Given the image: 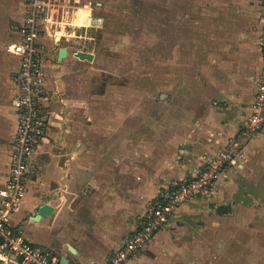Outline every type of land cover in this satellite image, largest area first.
Here are the masks:
<instances>
[{"label": "crops", "instance_id": "obj_1", "mask_svg": "<svg viewBox=\"0 0 264 264\" xmlns=\"http://www.w3.org/2000/svg\"><path fill=\"white\" fill-rule=\"evenodd\" d=\"M5 1L0 0V5ZM30 1L11 0V3L3 5L9 10L0 16V188L8 179L19 119L13 100L19 94L14 75L19 70L20 57L12 45L20 39V27ZM72 1L75 9L67 12L59 24L66 34L70 28L77 27L71 21L78 6L76 0ZM217 1L224 2L225 6L220 10L227 13L226 23L235 24L231 31L234 39L248 32L251 21L249 7L253 2L257 8L255 16L260 38L261 0ZM225 32L229 34L230 29ZM40 40L48 45L50 57L58 59L55 66L49 63L47 67L49 86H55L51 123L43 146L33 155L26 197L12 213L10 222L29 241L57 253L61 259H68L61 264L107 262L113 252L124 244L126 236L141 224L148 203L157 197L162 186L193 174L205 155L223 148L228 136L241 124L244 117L241 114L246 111L250 113L252 102L250 100L243 104L238 115L232 116L229 113L231 110H228L225 111L226 116L208 117L194 128L190 125L184 139L171 137L165 139L164 144L157 138L137 139L135 144H131L128 135L131 107L128 101L115 105L118 101L112 95L115 100L105 101L99 104V108L92 105L88 110L82 106L84 100L87 103L93 101L91 96L83 95L91 93L89 84L92 82H76L75 70L88 66L85 59L76 56V51L90 50L76 48L74 40L72 42L65 34L58 44L48 34ZM225 46L226 49L232 48ZM61 47L69 51L62 60L59 59ZM258 50L261 61L259 73L263 55L259 46ZM104 80L107 87L110 79ZM126 80L123 78L121 81L126 83ZM223 96L226 98V95ZM133 112L137 111L134 109ZM114 133L117 134L112 138L98 137ZM263 158L264 130H261L247 146L244 168L242 165H232L213 198H202L184 205L169 226L172 230L169 227L160 230L152 243L129 264H215V261H210L213 253L203 242L206 239L201 238L202 234L197 229V226H201L198 222L206 221V212L214 211L217 218L214 216L213 221H220L222 215H231L229 201H239L244 191L239 188L238 180L242 178L237 175L244 173L242 171L247 167L248 160L253 166L255 162H262ZM253 172H249L250 177ZM255 175L259 176V173ZM216 198L220 200L218 203L211 202ZM44 203L52 205L53 212L36 219V211ZM253 220L251 218L252 224ZM179 221L183 223L179 224ZM255 238L264 241V234H255ZM236 258L230 260L231 263L223 258L217 259V264L240 263L235 261ZM260 259H264V253ZM11 264L20 263L13 257Z\"/></svg>", "mask_w": 264, "mask_h": 264}, {"label": "rangeland", "instance_id": "obj_2", "mask_svg": "<svg viewBox=\"0 0 264 264\" xmlns=\"http://www.w3.org/2000/svg\"><path fill=\"white\" fill-rule=\"evenodd\" d=\"M76 4L78 16L90 15L99 20L84 25L80 19L77 27L65 35L72 42L75 38L76 48L93 53L92 58L85 59L87 67L75 70L76 82H92L91 93L83 95L91 96L93 101L84 100L82 106L89 110L105 101L116 99L115 105L128 101L131 144L137 139L157 138L163 144L171 137L184 139L190 125L200 126L208 117L218 118L228 110L232 116L238 115L243 104L254 100L264 61L258 73V46L263 54L253 2L248 32L237 39L231 32L235 24H227V13L220 10L224 2L217 0H76ZM3 5L0 16L9 10ZM228 28L230 33L226 34ZM225 45L232 48L226 49ZM250 61H254L252 65ZM123 78L128 81L124 83ZM104 79H110L107 87ZM116 134L98 137L112 138ZM261 160L253 166L248 160L244 173L237 175L242 178L238 180L239 188L244 191L239 201L228 200L231 215L213 221L214 211L206 212V218L201 216L206 221L198 222L201 226L197 229L206 239L203 242L213 253L210 261L215 264L222 258L231 263L234 257L238 264H264L260 259L264 241L255 238V234H264V158ZM250 171H254L251 177ZM210 198L213 196L203 199ZM217 199L211 202L218 203Z\"/></svg>", "mask_w": 264, "mask_h": 264}, {"label": "built area", "instance_id": "obj_3", "mask_svg": "<svg viewBox=\"0 0 264 264\" xmlns=\"http://www.w3.org/2000/svg\"><path fill=\"white\" fill-rule=\"evenodd\" d=\"M260 46L264 61V0ZM20 27V39L12 47L20 57V67L14 79L19 94L13 100L18 114L9 174L0 188V263L61 264V257L28 239L12 226L14 210L26 197L30 187L29 174L32 158L47 138L51 123L53 89L50 87L48 64L55 66L58 59L50 57L49 47L40 38L48 34L58 44L53 32L60 29L61 18L75 9L72 0H31ZM65 13V14H64ZM264 129V63L250 113L242 118L238 129L228 136L223 148L205 155L195 172L162 186L157 197L150 201L141 224L131 231L124 244L116 249L107 262L92 264H129L154 240L156 234L173 223L179 210L197 198L215 195L232 165H243L247 146Z\"/></svg>", "mask_w": 264, "mask_h": 264}, {"label": "bare ground", "instance_id": "obj_4", "mask_svg": "<svg viewBox=\"0 0 264 264\" xmlns=\"http://www.w3.org/2000/svg\"><path fill=\"white\" fill-rule=\"evenodd\" d=\"M86 9L84 8L82 11H85ZM67 14V13H66ZM73 16V18H72V21L71 22H73V24L74 25H78L79 24V22H80V19H81V21H83L84 22V25H90L92 22H99V20H97V19H94V18H92L90 15L89 16H87V18L86 17H80V16H78V12H77V10H75L74 12H73V14H72ZM79 18V19H78ZM84 18V19H83ZM70 24V23H69ZM94 24H96V23H94ZM101 25H102V23H101ZM61 26V25H60ZM100 26V25H99ZM74 28V27H73ZM54 34H55V38H56V40L59 42L60 40H61V37L65 34L66 35V33L64 32V30H62V29H58L57 30V32H53ZM68 36V35H67ZM81 51H83V50H81ZM77 53L79 52V51H76ZM79 56H81V58L82 59H85V58H88V59H90V58H92V56H93V53H91V54H88V52H86V53H80L79 54Z\"/></svg>", "mask_w": 264, "mask_h": 264}, {"label": "water", "instance_id": "obj_5", "mask_svg": "<svg viewBox=\"0 0 264 264\" xmlns=\"http://www.w3.org/2000/svg\"><path fill=\"white\" fill-rule=\"evenodd\" d=\"M80 53H86V51H79L78 53L76 52V56L77 57H80L79 54ZM69 54V51L66 47H61L59 49V59L62 60L63 58H66ZM88 54H91V52H88ZM82 59V58H81ZM85 59H88V58H85ZM89 60V59H88ZM53 206L50 205L49 203H44L42 205H40L36 211V215H35V218L38 219V218H41L42 216H46L48 214H51L53 212ZM68 261L67 258H62L61 259V263H66Z\"/></svg>", "mask_w": 264, "mask_h": 264}]
</instances>
